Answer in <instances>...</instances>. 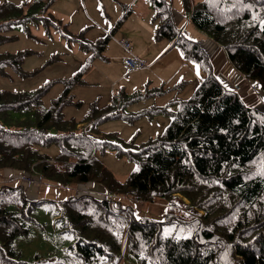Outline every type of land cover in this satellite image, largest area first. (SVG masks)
<instances>
[{
	"label": "trees",
	"instance_id": "trees-1",
	"mask_svg": "<svg viewBox=\"0 0 264 264\" xmlns=\"http://www.w3.org/2000/svg\"><path fill=\"white\" fill-rule=\"evenodd\" d=\"M148 1L157 22L153 38L173 41L185 60L204 71L203 80L188 99L138 113L125 107L179 90L183 82L131 93L120 87L100 110L95 102L89 116L97 110L101 119L129 122L164 115L169 118L165 129L140 144L135 138L113 143L111 133L96 143L88 132L97 129L93 121L64 117V108L73 103L71 89L85 84L83 75L102 57L110 34L95 41L75 37L71 40L90 57L71 77L60 79L64 89L47 108L42 98L56 81L28 92L0 90V173L10 169L39 178V189L40 184L58 189L95 183L103 193L50 200L57 206L58 228L74 238L55 264H264V114L215 78L207 53L178 31L165 0ZM181 2L193 27L264 93V0ZM47 9V0L1 3L0 46L13 39L9 31L17 23L40 21L47 32L55 29ZM25 58L22 52H0V77L9 70L28 76ZM52 146L54 156L46 153ZM108 149L135 165L123 182L95 156ZM17 173L13 180L0 178V264H45L38 257L21 260L14 246L16 238L29 236L35 207L47 201L30 199L29 183ZM124 198L163 199L167 206L162 218L137 217Z\"/></svg>",
	"mask_w": 264,
	"mask_h": 264
},
{
	"label": "rangeland",
	"instance_id": "rangeland-1",
	"mask_svg": "<svg viewBox=\"0 0 264 264\" xmlns=\"http://www.w3.org/2000/svg\"><path fill=\"white\" fill-rule=\"evenodd\" d=\"M180 3L182 2L180 1ZM63 32V29L59 27L55 29L50 28L47 32L39 21L36 23L26 22L24 24L17 23L13 25L9 34L14 37L0 46V52L25 53L26 58L24 59L22 69L30 74L21 77L9 70L7 76L0 77V90L28 92L43 86L49 81H56L42 98L43 106L47 108L49 102L64 89L65 85L60 83V79L71 77L90 57L89 53L83 52V50L78 48L77 42L63 37ZM116 36H112L110 42L120 45ZM112 51L116 53L114 49ZM162 66L163 62H159L156 64V69L160 71ZM183 70H177L175 74L180 77L183 75ZM203 73L204 71L202 70V76H204ZM123 75L122 66L115 59L106 58V60H101L98 58L90 63L87 71L84 73L83 79L85 84L76 85L70 91L73 103L64 108V117L67 119L74 118V122L90 123L88 121H93L97 129H89L88 132L92 134L96 143L104 141L106 134L111 133L114 134L113 143L119 140L126 142L135 138V142L140 144L149 137L160 134L169 123V118L164 115L153 118L140 117L129 122L114 118L101 119L100 113L97 110H100L104 106L102 103L104 104L107 100H111V96L122 85H124L127 91L130 92L131 90L128 83L125 80L122 81ZM135 77H137V74ZM117 82L119 83L115 85L114 83ZM197 83L198 79L196 76L185 79L182 85H186L182 89L174 90L167 94V96L159 98L158 101L164 105L167 103L163 102L173 96L188 99L198 86ZM134 91L139 92L142 90L140 87H137L134 88ZM178 91L182 92L177 93ZM140 101L142 100L128 104L125 107V111L138 113L144 109L143 107L149 105V101L144 103ZM95 102L98 109L94 112L93 116H89L91 107H93ZM259 112L264 114V111ZM98 152H101L100 149ZM46 153L54 156L57 154V148L52 146L46 149ZM95 156L101 160L102 165L108 168L114 175V178L120 182H123L135 168L133 163L127 161L123 156L116 155L115 151L110 149L102 153V155L96 153ZM8 173V179L10 180V177L14 176L17 172L6 169L4 176ZM16 175L22 176V180L25 182L30 181L29 185L27 184L28 189L26 190V194L30 199L39 198L47 201L35 207L33 212L35 221L28 225L29 236L16 238L14 246L20 252L21 260L25 262H34V259L38 257L40 260H45V264H55V259L63 256L65 249L73 244L74 238L58 228L59 223L56 221L58 219L57 206L52 204L50 200L55 201L86 194L101 197L100 192L94 189L95 183L72 184L67 188L58 189L51 187L45 189L46 186L40 184L39 189L37 187L39 178L35 179L25 173H17ZM124 199L123 203L130 204L137 217L162 218L163 211L167 206V203L163 199L155 200L152 203L137 202L131 198ZM179 208L181 209L182 206ZM119 264H136V261L124 262L121 260Z\"/></svg>",
	"mask_w": 264,
	"mask_h": 264
},
{
	"label": "crops",
	"instance_id": "crops-1",
	"mask_svg": "<svg viewBox=\"0 0 264 264\" xmlns=\"http://www.w3.org/2000/svg\"><path fill=\"white\" fill-rule=\"evenodd\" d=\"M5 1L16 5L28 0H0V4ZM165 1L172 9L173 19L178 31L190 40L199 43L207 53L215 78L227 89L238 94L246 106L254 108L258 112L264 111V93L259 84L240 75L228 61L225 51L193 27L182 3H180L181 0ZM201 1L193 0L192 2ZM47 3V15L53 20L54 28H62L64 31L62 36L68 40L80 37V39L87 41H95L110 34V38L101 53L102 57L99 58L101 60H106V58L115 59L118 64H121L122 58L128 54L123 49L120 41L126 40L132 44V55L145 61L147 67L141 69V71L137 70L126 81L131 89L129 92L124 88L128 93L134 92V88L137 87L143 90L147 85L148 88L158 86L173 88L178 83L194 76L198 79L197 84H199L205 76L204 73V76H202V70L195 63L182 57L173 41L153 38V31L157 26V22L153 19V10L148 0H47ZM123 15L124 18L119 23ZM112 36H116L120 45L110 42ZM159 62H163L160 71L156 69V64ZM181 69H184L183 75L179 77L175 73ZM136 74L137 77H135ZM122 81H124L123 78ZM186 84H181L180 89ZM172 91L174 90L163 93L162 96L154 95L153 97L144 98L140 102L149 101V105L143 108L163 105L158 101L159 98L167 96ZM179 92L182 91L177 93ZM173 99L184 100L178 96H173L163 103L168 104ZM109 103L110 99L102 105ZM78 126L80 127V125ZM4 173H6L5 169L0 173V178L2 175L4 176ZM8 178L9 173L4 176V181H8ZM1 180L0 182H2ZM99 192L102 197L103 193Z\"/></svg>",
	"mask_w": 264,
	"mask_h": 264
},
{
	"label": "built area",
	"instance_id": "built-area-1",
	"mask_svg": "<svg viewBox=\"0 0 264 264\" xmlns=\"http://www.w3.org/2000/svg\"><path fill=\"white\" fill-rule=\"evenodd\" d=\"M120 43L128 54L127 56H124L121 61L122 67L124 69L123 77L125 79H129L134 71L146 68L147 63L132 55L133 46L130 42L122 40ZM10 179L13 180L14 176H11ZM27 182L29 183L30 181Z\"/></svg>",
	"mask_w": 264,
	"mask_h": 264
}]
</instances>
